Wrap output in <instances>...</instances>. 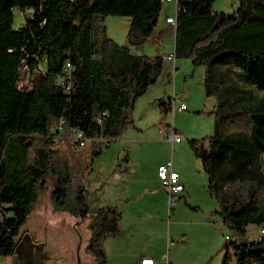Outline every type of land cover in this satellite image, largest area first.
I'll use <instances>...</instances> for the list:
<instances>
[{"label":"trees","instance_id":"1","mask_svg":"<svg viewBox=\"0 0 264 264\" xmlns=\"http://www.w3.org/2000/svg\"><path fill=\"white\" fill-rule=\"evenodd\" d=\"M215 2L176 0V60L204 68L205 94L215 100L214 133L188 142L229 230L221 264H264V0H239L232 13L215 11ZM163 6L164 0H0L1 257L18 251L47 178L55 211L87 219L89 192L75 186L53 147L70 139L96 156L132 128L135 104L163 75L165 57L131 48L160 35ZM15 12L28 15L18 30ZM111 15L129 19L127 45L100 26ZM169 105L162 103L165 115L172 99ZM121 220L112 205L93 217L87 249L96 264H106L104 241L121 233Z\"/></svg>","mask_w":264,"mask_h":264},{"label":"rangeland","instance_id":"2","mask_svg":"<svg viewBox=\"0 0 264 264\" xmlns=\"http://www.w3.org/2000/svg\"><path fill=\"white\" fill-rule=\"evenodd\" d=\"M238 6L239 0H216L214 3V10L217 12L232 13ZM173 10L176 12V0L171 2L164 0L163 11L157 29L158 32L170 27L166 24L164 19L165 15ZM27 16V14L15 12L14 28L16 30L24 25V18ZM129 24L130 21L128 18L111 15L104 18L100 26L106 28V36L109 39L120 46H124L127 45L126 38ZM169 30L163 33L166 36H164L163 40L161 39V42L155 43L154 41H150L141 47H132V53L150 57L161 54L167 56L173 53L175 38L169 33ZM99 35L102 38L101 31ZM172 63L173 62L165 63V72L158 82L136 102L132 128H130L121 139L111 142L109 147L105 148L100 155H93V151L87 146L75 148L70 139H56L57 144L53 147L55 161H66L71 167L70 174L75 186L86 187L89 192L88 217L83 222H79L64 212H56L55 203L51 196V193L54 191H52L53 188L51 187L50 178H47L44 184L46 191L37 204L35 211L28 216L26 225L23 228V236L29 235L33 240L35 239L45 244L51 252V255L54 258L60 259L59 263H63V255H67L66 253L68 251L75 252L78 249L80 252L81 264H96L94 257L87 249L90 239V224L100 207L111 204L108 201L107 193L111 194L112 192L119 191V188H122V186L118 184V181H121L122 177L128 173V170L125 169L127 158H129L132 163L143 160L144 157L140 150L136 149L139 147V139L152 138L158 132L163 136V134L168 133L171 126H175L183 140L186 141L184 133H189L191 135L195 133V135L199 136L200 130L198 129L202 121H206L207 118H214L210 114V111L213 108L215 100L213 98H207L205 94L203 86L204 68L202 66L195 67L188 58H179L177 59L179 69L175 71ZM26 83L27 79L25 74L21 87L24 88L27 85ZM175 86L177 92L175 94L180 98L178 102L185 101L188 110L178 113V108H174L173 110L172 105V110L165 115L162 103L165 102L168 107H170L169 102L173 98V89L175 90ZM187 99H189V101ZM191 99L192 102H190ZM196 103L199 104L196 105ZM212 132L214 133V129ZM163 139L168 143V150L161 149L159 154L160 157L167 158L166 162H168L173 160V149L166 137ZM89 152L91 154L90 171L86 169L87 164L85 165V159ZM182 154V151L176 150L175 158L182 156ZM114 162H116L115 168H113ZM74 199H77L76 193H74L72 197L73 201ZM142 201L143 199L132 200L130 205L132 210H134L133 214L139 216L140 219H147L148 238L146 243L142 241L135 243L134 248L136 249L128 256L140 255L145 251L148 256H154V254L156 255L158 253L161 255L163 253V261L165 262H168L169 259L171 260L172 258L178 260V264H192V260L198 261L200 264H206V262H208H205V259L202 260L205 247L203 245L202 248L200 244L196 243L194 239L195 235H193V239H191L190 242L187 241V244L184 246L183 244L186 243V241L183 240L184 237H182V241L171 237L169 238V242L167 236L165 238L164 233H167L170 226L173 234L174 232H180L181 228L184 230L188 228L186 224L178 225L174 223L175 218L178 220H188L189 217L186 211H178L176 216L172 214L171 218L166 221L165 224L162 221L153 219V210L144 213ZM217 221H219V225H221L219 226L221 232L218 243L222 245L220 251H224L228 243L225 236L229 234V230L226 226L220 224V219H217L216 222ZM249 238L251 240L257 238V231L255 228H251ZM175 245L177 248H175ZM115 246L117 249H122V247H124V245H121L118 241L115 243ZM181 247H184L185 250L184 248L178 250V248L181 249ZM104 251L107 255L105 247ZM118 254L119 251H116L113 257L108 258L107 256L106 264H120L122 258L118 260ZM121 255H123L124 258L121 264H126L125 260L130 259H127L126 253H122ZM209 260L210 264H213L215 258L212 257ZM14 263H16L14 257L0 256V264ZM68 263H71V260H69Z\"/></svg>","mask_w":264,"mask_h":264},{"label":"crops","instance_id":"3","mask_svg":"<svg viewBox=\"0 0 264 264\" xmlns=\"http://www.w3.org/2000/svg\"><path fill=\"white\" fill-rule=\"evenodd\" d=\"M170 17H176V12L174 10L172 12L169 11L165 15L164 21L168 26L170 25L167 23L166 19ZM169 28L165 30L162 29L160 35L153 39V41L155 43H158L159 41L161 42L164 39V36H166L163 33L165 31L168 32V30L169 33L173 35V38H175L173 29L171 26ZM164 57L166 62H173L168 60L166 56ZM172 64L174 70L177 71L179 69L177 60L175 65L174 62ZM175 93H177L176 86L175 90L173 89V96L177 95ZM187 100L189 101V99ZM181 102L186 103L185 101ZM190 102H192V99ZM198 104L199 103H196V105ZM177 112L182 113L183 111H179L178 109ZM214 124V118H207L206 121H202V124L198 129L200 130L199 136L195 135V133H192V135L189 133H184L186 141H184L181 137V142L175 143L173 145L171 144L173 149V160H171L173 163V168L174 171L180 175V182L185 187L184 192L179 196L178 201L171 210L169 209L167 190L166 188L162 187L157 175L158 168L161 165L167 163V158L160 157L159 154L161 149L168 150V143L163 139L165 138L164 136L166 134H163L162 136V134L158 132L152 138L139 139V147L136 149L140 150L142 156L144 157L143 160H139L138 162L135 161L136 163H132L131 160H128L127 165L125 166V169L128 170V173L122 177L121 181H118V184H120L122 188H119V191L117 192H112L111 194L107 193L108 201L111 203L109 205L115 206L119 211L122 212V220L120 223L121 233L118 236L109 237L104 241V247L105 250H107L108 258L113 257L115 252L119 251L118 260L122 258L120 264L124 260L123 255H121L122 253H126L127 259H130L125 260L126 264H138L144 258L154 259L157 264L179 263L178 260H175V258H172L171 260L169 259L168 262L163 261V253L161 255L158 253L156 255L154 254V256H148L144 251L140 255L137 254L134 256H128L136 249L134 248L135 243L139 241L146 243L148 238L146 223L147 219H140L139 216L133 214L134 210H132L130 205L132 200L143 199L142 204L144 205V213H146V211L153 210V219L162 221L165 224L166 221L171 218L172 214L176 216L178 211H186L189 219L178 220L175 218L174 223H177L178 225L186 224L188 225V228L185 230L181 228L180 232H174L173 234L170 226L167 230V233H164L165 238L167 236L169 242V238L171 237L180 240L183 239L182 237H184L183 240L186 241L185 244H183L184 242L182 243L184 246L187 244V241L190 242V240L193 239V235H195L194 239L196 243L200 244L202 248L203 245L205 247L202 260L205 259V262L208 261L206 264H210L209 259L214 257L215 261L213 264H221L223 251H220L222 245L218 243L221 232L219 226L221 225H219V221L216 222L217 219H220V217L216 214L219 208L218 203L211 197L209 193L207 174L203 171L200 161L195 157L193 151L188 145V141L191 139H203L212 135ZM174 129L176 130L177 134L181 136L175 126ZM169 130H171V128ZM176 150L182 151V156L175 158ZM90 155L91 154L89 152L85 159V164H88ZM115 164L116 162L113 163V168H115ZM220 224L225 226L221 219ZM117 241L121 245H124L122 249L116 248L115 243H117ZM175 248H177L176 245ZM179 248L178 250H182L184 247H181V249ZM192 264H200V262L192 260Z\"/></svg>","mask_w":264,"mask_h":264},{"label":"built area","instance_id":"4","mask_svg":"<svg viewBox=\"0 0 264 264\" xmlns=\"http://www.w3.org/2000/svg\"><path fill=\"white\" fill-rule=\"evenodd\" d=\"M171 1L173 0H168V2H171ZM166 20H167V23L173 28V31H175V28L177 25L176 19L173 17H170V18H167ZM166 58L168 60L173 61L175 65L176 56L174 53L167 55ZM178 101H179L178 95H174L173 100H172L173 110L174 108H178L180 111L188 110V106L186 103H182ZM170 128L171 130H169V132L165 135L166 139L172 145L175 143L181 142L182 138L180 135L177 134L174 127L171 126ZM81 139H82L81 135H79L78 138H75L76 141H80ZM81 146L83 147L84 144L81 143ZM157 175H158L159 181L161 182L162 187L166 188L167 190L168 204H169V209L171 210L172 207H174V205L176 204L179 196L184 192L185 187L180 182V175L174 171L172 161H169L161 165L158 168ZM259 234L261 236H264V227L259 229ZM225 239L227 242L231 240L229 235H226ZM138 264H157V262L154 259L144 258Z\"/></svg>","mask_w":264,"mask_h":264},{"label":"flooded vegetation","instance_id":"5","mask_svg":"<svg viewBox=\"0 0 264 264\" xmlns=\"http://www.w3.org/2000/svg\"><path fill=\"white\" fill-rule=\"evenodd\" d=\"M70 252L68 251L67 255H63V263H59L60 259L54 258L45 244L38 240H33L32 237L27 238L24 235L18 251L12 257L16 259L14 264H81L79 250ZM69 260H71V263H68Z\"/></svg>","mask_w":264,"mask_h":264},{"label":"water","instance_id":"6","mask_svg":"<svg viewBox=\"0 0 264 264\" xmlns=\"http://www.w3.org/2000/svg\"><path fill=\"white\" fill-rule=\"evenodd\" d=\"M25 237H27V238H31L29 235H26Z\"/></svg>","mask_w":264,"mask_h":264}]
</instances>
